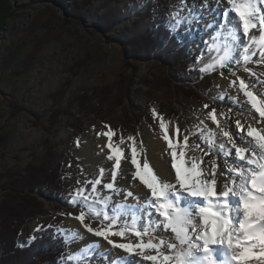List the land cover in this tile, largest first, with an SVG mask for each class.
Masks as SVG:
<instances>
[{"label":"snow or ice","instance_id":"6c2138e0","mask_svg":"<svg viewBox=\"0 0 264 264\" xmlns=\"http://www.w3.org/2000/svg\"><path fill=\"white\" fill-rule=\"evenodd\" d=\"M258 5H264V0H204L203 4L193 0L192 6L173 13L175 19L166 23L172 33L181 27L190 33L192 25L200 24L212 30L204 47L194 46L189 54L199 51L205 57L200 73L219 72L224 79L231 77L229 87L235 94L225 91L212 96L216 107L204 104L207 112L200 119L198 133L182 135L177 126L174 140L160 118L174 179L159 173L143 149L138 151L134 137L128 138L132 142L130 179L144 186L147 191L142 195L118 182V178H126L122 162L129 157L112 143L114 133H98L108 139L107 159L113 161L110 181L103 182L105 169L101 168L98 177L69 193L68 203L79 209L74 218L87 233L126 255L113 257L107 249L100 250L99 241H91L73 249L64 264H92L93 259L132 264L133 257L140 258L135 264H264V127L256 126L264 122V92L255 91L257 84L264 86V79L247 67L253 58L264 64V7ZM205 9L215 12L207 22ZM241 64L255 82L237 75ZM233 104L238 106L235 113ZM233 114L239 116L234 130ZM205 120L215 127H208ZM191 135L207 145L205 150L194 142V148L203 153L199 157L187 155ZM210 155L213 158L205 161ZM42 230L43 226L34 229ZM56 237L71 245L82 239V234L59 229Z\"/></svg>","mask_w":264,"mask_h":264},{"label":"rangeland","instance_id":"374dc122","mask_svg":"<svg viewBox=\"0 0 264 264\" xmlns=\"http://www.w3.org/2000/svg\"><path fill=\"white\" fill-rule=\"evenodd\" d=\"M75 1L7 0L8 17L0 19V138L10 136L6 150L0 148V205L12 193L4 190L5 174L23 170L28 164L39 165L37 159L44 152L37 148L43 142L55 144L57 153L64 154L62 188L51 190L49 198L35 195L48 213L29 222V233L22 237L26 243L37 226H43V230L69 229V222L77 221L74 217L79 212L68 203L69 193L85 186L84 181L98 177L101 168L105 169L103 182L110 181L113 161L107 159L106 146L96 152L101 161L93 169L89 162L87 145H96L104 138L98 133L111 130L113 144L130 157L132 142L128 138L134 137L138 151L144 150L154 138L155 129L160 128L161 117L169 129L179 123L182 135L198 133L197 125L207 112L204 104L216 107L211 97L219 93L218 72L205 73L212 80L206 88L195 83L190 87L167 84L168 79L179 77L184 68L203 67L205 57L201 52L189 54V49L203 48L207 42L200 37L199 45L196 43L198 31L190 36L181 27L173 34L187 50L188 59L180 67L169 66L165 61L133 59L129 57L131 48L115 39L118 35H131L130 28L136 22L137 33L156 24L166 25L175 19L174 12H181L184 0H91L94 16L86 22L72 17ZM77 1L79 5L82 2ZM106 7L122 14L116 32L109 34L112 39L91 25ZM17 109L19 114L14 117ZM56 109L71 117H61L59 126L50 128L49 133L34 125L36 118L30 111L46 116ZM154 112L158 115L154 116ZM238 117H231L233 130ZM190 137L189 145L196 153L192 141L207 150L196 135ZM217 159L222 163V159ZM86 187L90 189L91 185ZM76 243L68 244L66 261Z\"/></svg>","mask_w":264,"mask_h":264},{"label":"trees","instance_id":"16d2710c","mask_svg":"<svg viewBox=\"0 0 264 264\" xmlns=\"http://www.w3.org/2000/svg\"><path fill=\"white\" fill-rule=\"evenodd\" d=\"M6 2L7 0H0V19L8 17ZM80 5L76 0L72 17L85 22L89 21L94 16L91 0H82ZM97 16L91 22L92 27L96 29V32L112 39L109 34L116 32L122 22L121 12L106 7L104 12ZM138 25L139 22H136L131 26L132 34L128 37L115 36V39L126 48L127 46L131 48L132 54L130 53L129 57L143 60V62L165 61L169 66L175 67H180L183 62H186L188 59L186 48L166 25L156 24L143 33H137ZM183 70L179 77L168 79L167 84L182 83L185 87H190V84L195 83L206 88L212 81L210 76L200 73L196 68ZM20 109H17L13 116L19 114ZM30 114L36 118L34 125L43 127L48 133L50 128L59 126L61 117L65 116L66 119L71 117L67 112L63 110L60 112L58 109L52 110L46 116L38 115L34 111H30ZM9 137V135H3L0 138V148L4 151ZM37 149L38 151L42 149L44 152L37 159L39 165L28 164L23 170H9L10 172L8 171L4 176L7 182L4 190L12 193L8 194V198H4V202L0 205V264H64L69 253L68 244L56 237L57 229L49 228L30 233L31 240L28 243L22 239L23 234L29 233L26 231L29 222L44 217L48 213L44 212V205L34 198L35 195L39 193L49 198L50 191L61 189L64 180L61 178L64 154L57 153L55 144L51 146L45 142ZM33 237L36 238L33 239Z\"/></svg>","mask_w":264,"mask_h":264},{"label":"bare ground","instance_id":"6f19581e","mask_svg":"<svg viewBox=\"0 0 264 264\" xmlns=\"http://www.w3.org/2000/svg\"><path fill=\"white\" fill-rule=\"evenodd\" d=\"M195 3L196 4H203L204 0H195ZM192 5H193V0H187V5H184L182 7L192 6ZM258 6L264 7V5H258ZM181 12H182V10H181ZM205 12H206V22L211 20L215 16L214 11L211 13H208L207 10L205 9ZM191 27H192V32L189 33L190 36H192L196 31H198V32H196L197 34H195V36L197 38V39H195V41L198 45L200 43V37L202 40H207V41L209 40V36L211 34V31H212L211 29L204 28L203 24L192 25ZM255 61H256V58H253V62L248 63L247 67L251 68L254 72H256L257 76H259L261 79H264V64L257 63ZM223 71H225V74L227 75V70L225 69ZM237 75L242 77V78H245L246 80L252 79L253 82H255V78L250 77L249 73L244 71V65L243 64H241V66L238 68ZM219 78H220V82L217 86L218 87L217 91L219 92L218 94L226 91L229 95H234L235 94L234 90L229 87L231 77L229 79H224L223 77H221L219 75ZM255 91H257L258 93L264 92V86L257 84ZM241 99H242V94H241ZM225 102H227V97L225 98ZM225 102H221V103H225ZM231 106L233 108V113H235L236 108L238 106L234 105V104ZM245 107H248V106L245 105ZM225 111H227L226 108H225ZM248 111L250 112L251 109L248 108ZM233 115H235V114H233ZM253 115L255 116L256 114L253 113ZM231 117H230V119H231ZM257 119H258V116H257ZM249 122H251V121H249ZM205 124L208 125V127H210V128L215 127L214 125L211 124V121H208V120H207V123L205 122ZM177 126H179V128H180V124L175 122L174 126L171 129H169V134H170V136L173 137L174 140L176 138L175 137V128ZM256 126L257 127H264V122L257 124ZM180 130H181V128H180ZM180 139H182V138L180 137ZM107 143H108V139H107V137L104 136V138H102L100 140V143H98L96 145H93L92 143H90L87 145L88 158H89V162L92 165L91 169H93L94 166L97 165L98 162L101 161V157H98L96 152L99 150L100 147L106 146ZM190 144L193 145L194 144L193 141ZM189 146H190V150H191L193 147L191 145H189ZM190 150L187 153V155L189 157L201 156V155H197L198 153L201 152L199 149H197V153L193 149L191 151ZM195 150H196V148H195ZM107 154H109V152ZM143 154L147 156L149 162L154 166V168L159 173H161L165 177H168L169 179H174V171L170 170L171 156H170L169 151L167 149L166 142L162 139V131L160 128L155 129L154 138H153V136L151 137V140H150L148 146L143 150ZM204 159H205V161H208L206 157H204ZM122 166L127 170V175H126L125 180H119V178H118V182L125 187H130V190H132L136 194H141V195L144 194L147 191L144 188V186L141 185L138 181H132L130 179L131 172L133 171L132 166L130 164V157H129V161H123L122 162ZM205 167H207V165H205ZM129 202H133V201H131V199H130ZM68 227H69V229L79 230V232L82 234V239H80L78 241L80 243V245H77L78 243H76V248L83 247L84 245L87 244V242L99 241L100 245L102 246L100 250L107 249L110 252L111 256L119 257V256L126 255L120 249H113L112 246L109 245L102 238H98V237L92 235L91 233H87L86 229H84L83 226L80 225V223L77 221H70ZM113 239L116 240L117 242H127V240H121V238H119V237H113ZM129 239H132L133 241H135L134 237H129ZM138 259H140V258L139 257H133L132 258V264H135L136 260H138ZM93 262L94 263H92V264H106V261L104 259L93 260ZM144 264H149V262H144Z\"/></svg>","mask_w":264,"mask_h":264}]
</instances>
